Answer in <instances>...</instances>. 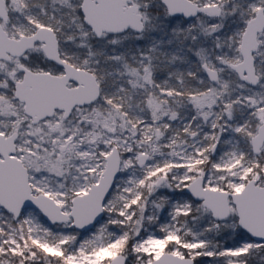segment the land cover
Instances as JSON below:
<instances>
[{"label": "snow or ice", "instance_id": "6c2138e0", "mask_svg": "<svg viewBox=\"0 0 264 264\" xmlns=\"http://www.w3.org/2000/svg\"><path fill=\"white\" fill-rule=\"evenodd\" d=\"M0 264H264V0H0Z\"/></svg>", "mask_w": 264, "mask_h": 264}]
</instances>
